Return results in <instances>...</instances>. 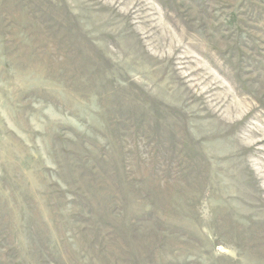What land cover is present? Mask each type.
Wrapping results in <instances>:
<instances>
[{
  "label": "rangeland",
  "instance_id": "1",
  "mask_svg": "<svg viewBox=\"0 0 264 264\" xmlns=\"http://www.w3.org/2000/svg\"><path fill=\"white\" fill-rule=\"evenodd\" d=\"M0 264H264V0H0Z\"/></svg>",
  "mask_w": 264,
  "mask_h": 264
}]
</instances>
